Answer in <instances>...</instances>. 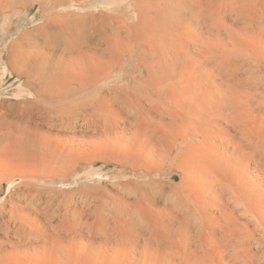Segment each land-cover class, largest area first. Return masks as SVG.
I'll use <instances>...</instances> for the list:
<instances>
[{"label":"bare ground","instance_id":"1","mask_svg":"<svg viewBox=\"0 0 264 264\" xmlns=\"http://www.w3.org/2000/svg\"><path fill=\"white\" fill-rule=\"evenodd\" d=\"M31 1L42 21L8 57L31 97L0 104V195L19 180L0 264H261L264 0H96V14L0 0V14ZM94 160L134 179L111 207L67 214L51 187Z\"/></svg>","mask_w":264,"mask_h":264},{"label":"rangeland","instance_id":"2","mask_svg":"<svg viewBox=\"0 0 264 264\" xmlns=\"http://www.w3.org/2000/svg\"><path fill=\"white\" fill-rule=\"evenodd\" d=\"M32 2L27 3L24 7L22 6L17 12L11 13L10 17L12 20L10 21H5L3 14H0V104L17 103L22 105L31 97L30 93L25 92L27 84L25 77L16 73L21 68V65H19L21 64L20 59L15 58L13 67H10L8 57L10 55L9 46L17 38L18 33L32 30L42 21L41 15L44 11L40 12L38 4H32ZM35 2L39 3V1ZM70 10L79 13L92 12L95 14L98 11H107L96 0H90L89 3L83 6L73 3ZM26 62L30 65V70H39V65L34 59L31 62L30 60ZM34 67L36 68L34 69ZM25 116V113L19 114V117L24 118ZM133 175L134 173L129 169H124L114 163H104L101 160H94L89 164H78L75 169L64 174V177L57 179L54 185H52L51 190L55 192V194L53 192L54 197L59 198L58 201H62L63 204L68 205V199H71L67 214L73 215L77 212L82 214L98 213L105 205L111 207L119 186L128 181H133ZM178 181L179 175L177 174L174 182ZM164 182L167 183L169 181L167 178H164ZM18 183L19 180H15L12 184L4 185L0 201L6 198L12 187ZM118 193L122 195L121 192L118 191ZM62 195L64 201L61 199ZM64 195L68 199H65ZM256 247L263 248L264 244L257 245ZM256 247L254 246L255 250L257 249ZM257 251L261 258V264H264V248Z\"/></svg>","mask_w":264,"mask_h":264}]
</instances>
